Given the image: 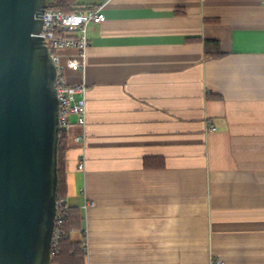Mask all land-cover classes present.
I'll return each instance as SVG.
<instances>
[{
	"label": "crops",
	"instance_id": "1",
	"mask_svg": "<svg viewBox=\"0 0 264 264\" xmlns=\"http://www.w3.org/2000/svg\"><path fill=\"white\" fill-rule=\"evenodd\" d=\"M103 12L85 73L63 71L87 85L84 145L80 125L65 132L86 264H264V0H110ZM206 40L221 53L206 56Z\"/></svg>",
	"mask_w": 264,
	"mask_h": 264
},
{
	"label": "water",
	"instance_id": "2",
	"mask_svg": "<svg viewBox=\"0 0 264 264\" xmlns=\"http://www.w3.org/2000/svg\"><path fill=\"white\" fill-rule=\"evenodd\" d=\"M47 6L0 0V264L52 259L62 132Z\"/></svg>",
	"mask_w": 264,
	"mask_h": 264
},
{
	"label": "built area",
	"instance_id": "3",
	"mask_svg": "<svg viewBox=\"0 0 264 264\" xmlns=\"http://www.w3.org/2000/svg\"><path fill=\"white\" fill-rule=\"evenodd\" d=\"M110 0H103L101 3L90 4L86 7H73L70 11H63L58 8H48L42 13L43 27L41 35L46 38V42L57 64V95L59 99V114L61 122V132H67L74 123L80 125L83 130L75 136V139L84 145L86 133V103L87 85L85 81L78 83H68L64 79L63 71L69 67L76 71L86 70V49L89 44L87 37V26L90 22H102L105 20L103 9ZM68 48H75L77 54L63 55L62 51ZM63 57L65 59L63 60ZM75 115V121L71 118ZM211 129L215 126L210 124ZM78 169H85V154L81 153L78 161ZM85 203V207L88 206ZM70 204L66 196H58L56 200V212L54 227L51 239L52 259L48 264H59L54 258L57 254L58 246L66 231L64 228L65 218L69 212ZM83 248L87 252L86 241ZM216 262H223L218 260Z\"/></svg>",
	"mask_w": 264,
	"mask_h": 264
},
{
	"label": "trees",
	"instance_id": "4",
	"mask_svg": "<svg viewBox=\"0 0 264 264\" xmlns=\"http://www.w3.org/2000/svg\"><path fill=\"white\" fill-rule=\"evenodd\" d=\"M48 8H58L63 11H70L73 7H80L78 0H48ZM210 40L204 41L206 56L220 54V50H211L209 46ZM65 150H66V133L62 131L59 150V189L58 196H65ZM81 221V215L75 207L70 206L69 212L65 218L64 228L66 236H64L58 246L55 260L59 264H86L87 252L83 248L85 241L76 240L70 236L72 228H76Z\"/></svg>",
	"mask_w": 264,
	"mask_h": 264
},
{
	"label": "rangeland",
	"instance_id": "5",
	"mask_svg": "<svg viewBox=\"0 0 264 264\" xmlns=\"http://www.w3.org/2000/svg\"><path fill=\"white\" fill-rule=\"evenodd\" d=\"M80 237V234H75V233H72V238H79Z\"/></svg>",
	"mask_w": 264,
	"mask_h": 264
}]
</instances>
